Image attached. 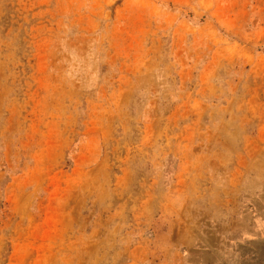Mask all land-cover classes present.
Segmentation results:
<instances>
[{"label": "rangeland", "instance_id": "rangeland-1", "mask_svg": "<svg viewBox=\"0 0 264 264\" xmlns=\"http://www.w3.org/2000/svg\"><path fill=\"white\" fill-rule=\"evenodd\" d=\"M259 126L264 0H0V264H125L190 201L244 200L208 155Z\"/></svg>", "mask_w": 264, "mask_h": 264}, {"label": "crops", "instance_id": "crops-1", "mask_svg": "<svg viewBox=\"0 0 264 264\" xmlns=\"http://www.w3.org/2000/svg\"><path fill=\"white\" fill-rule=\"evenodd\" d=\"M262 130V126H259L250 136L253 141L251 148L245 146L246 150L233 156L237 163L232 169L229 158L219 153L222 147L217 140L219 136L213 137V144L217 147L211 156L208 155L211 157L210 176L213 180L207 186L218 193L232 191L240 197L244 195V200L240 198L215 204L207 202L202 206L197 198L190 201L191 211L186 218L180 216L167 224L160 223L159 231L154 233V244L150 248L133 247L126 250L125 264H233L235 257L236 264H240V261L242 264L247 255H258L264 243ZM192 156L197 160V154ZM191 173L194 175L196 172L191 170ZM181 175L180 169L177 176ZM199 185L201 187L203 184ZM213 208L216 209L214 212ZM198 209H203V212L198 213Z\"/></svg>", "mask_w": 264, "mask_h": 264}]
</instances>
